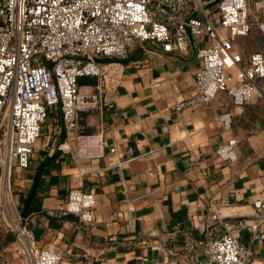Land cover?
Here are the masks:
<instances>
[{
  "label": "crops",
  "instance_id": "crops-1",
  "mask_svg": "<svg viewBox=\"0 0 264 264\" xmlns=\"http://www.w3.org/2000/svg\"><path fill=\"white\" fill-rule=\"evenodd\" d=\"M256 1L249 0L251 31L234 40L244 57L264 50L256 24L264 0L260 9ZM207 8L216 14L218 4ZM206 40L192 38L184 52L136 45L123 80L85 104L77 129H66L59 105L49 110L30 166L17 165L13 182L38 246L63 250L61 264H208L204 249L187 240L220 236L238 220L246 223L233 232L254 249L251 264H264V216L254 204L264 198V101L235 105L220 91L210 103L174 108L195 90ZM97 83L94 75L79 78L83 93ZM259 85L264 90V78ZM225 110L234 114L230 129L218 119ZM230 136L239 158L224 161L217 148ZM64 140L71 150L59 147ZM79 171L98 200L93 222L83 225L63 209ZM0 264H32L13 233L0 234Z\"/></svg>",
  "mask_w": 264,
  "mask_h": 264
},
{
  "label": "built area",
  "instance_id": "built-area-1",
  "mask_svg": "<svg viewBox=\"0 0 264 264\" xmlns=\"http://www.w3.org/2000/svg\"><path fill=\"white\" fill-rule=\"evenodd\" d=\"M212 1L0 0V234L13 233L32 264H61L64 251L38 246L15 190L14 170L30 166L35 142L54 106H60L68 131L79 128L85 104L123 80L125 59L136 45L156 43L166 51L184 52L192 38L206 36L197 51L201 64L195 71V90L175 103L177 111L210 103L220 91L235 105L256 97L264 101L259 85L264 50L244 57L234 49L235 38L248 34L254 24L249 0H217L216 14L207 8ZM255 6L260 9L263 1ZM256 24L264 37V20ZM85 75L98 77L96 92L81 91L79 78ZM218 119L230 129L234 114L225 110ZM237 145L234 136L223 140L217 148L220 159L237 160ZM59 147L71 150V141ZM97 204L96 193L83 186V172L74 173L64 211L75 214L79 224H90ZM254 204L263 217L264 198ZM245 223L238 220L220 236L186 244L203 248L208 264H251L254 249L233 232Z\"/></svg>",
  "mask_w": 264,
  "mask_h": 264
},
{
  "label": "trees",
  "instance_id": "trees-1",
  "mask_svg": "<svg viewBox=\"0 0 264 264\" xmlns=\"http://www.w3.org/2000/svg\"><path fill=\"white\" fill-rule=\"evenodd\" d=\"M216 1H217V0H216ZM216 1H215V2H216ZM22 200L26 202V201H27V198H25V197L23 196V197H22Z\"/></svg>",
  "mask_w": 264,
  "mask_h": 264
},
{
  "label": "water",
  "instance_id": "water-1",
  "mask_svg": "<svg viewBox=\"0 0 264 264\" xmlns=\"http://www.w3.org/2000/svg\"><path fill=\"white\" fill-rule=\"evenodd\" d=\"M25 215H27V211L25 210Z\"/></svg>",
  "mask_w": 264,
  "mask_h": 264
}]
</instances>
